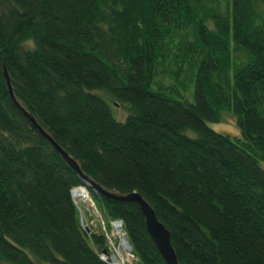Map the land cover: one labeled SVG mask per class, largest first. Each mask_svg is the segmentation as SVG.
Segmentation results:
<instances>
[{
	"label": "trees",
	"instance_id": "16d2710c",
	"mask_svg": "<svg viewBox=\"0 0 264 264\" xmlns=\"http://www.w3.org/2000/svg\"><path fill=\"white\" fill-rule=\"evenodd\" d=\"M14 101L83 176L141 196L177 264H264V0H0V264H109L85 185ZM224 113L236 138L207 126ZM86 192L134 264H164L134 203Z\"/></svg>",
	"mask_w": 264,
	"mask_h": 264
},
{
	"label": "water",
	"instance_id": "95a60500",
	"mask_svg": "<svg viewBox=\"0 0 264 264\" xmlns=\"http://www.w3.org/2000/svg\"><path fill=\"white\" fill-rule=\"evenodd\" d=\"M4 76L6 79V85L8 87V93L11 99L13 100L11 89L9 87L7 76L4 72ZM15 103V101H14ZM15 105L23 112V114L27 117L30 124L36 131L43 136L46 141L51 145V147L59 154V156L69 165V167L79 176L83 184L85 185L82 187L86 190V188H91L93 192L99 194L101 196L112 198L120 201L132 202L134 203L143 217L145 231L151 240L152 244L154 245L156 251L158 252L159 256L161 257L164 264H177L176 258L173 252V249L170 245L169 241V234L165 230V228L156 220L153 211L147 205V203L136 193L127 194L125 196H117L102 190L98 185L93 183L87 177L83 176L79 171L77 164L43 131L41 128L36 124L35 120L31 118L17 103ZM79 225L81 230V220L79 217ZM82 231L86 232L85 229ZM87 233V232H86ZM105 254V252H103Z\"/></svg>",
	"mask_w": 264,
	"mask_h": 264
},
{
	"label": "rangeland",
	"instance_id": "374dc122",
	"mask_svg": "<svg viewBox=\"0 0 264 264\" xmlns=\"http://www.w3.org/2000/svg\"><path fill=\"white\" fill-rule=\"evenodd\" d=\"M188 101H191L190 96ZM115 113L116 115L121 116L123 111L116 107ZM123 119H118V121H123ZM207 126L214 132L226 134L231 138H236L238 136V130L235 126L234 118L228 113L222 114V119L218 123H207ZM80 188L84 191L86 200L85 202H82L81 200L73 202L77 205L80 210L78 214L81 219L82 228L85 229V231L87 232L86 233L83 231V233L86 235L90 233L103 234L104 230L106 233H108L107 236L112 237L111 239L116 242L118 240V235L115 234V231L113 230L112 226L105 225L104 220L101 218L100 214L95 209L93 203L90 201L86 190L82 187ZM132 261L128 260L122 264H134V262Z\"/></svg>",
	"mask_w": 264,
	"mask_h": 264
},
{
	"label": "built area",
	"instance_id": "2783aa9c",
	"mask_svg": "<svg viewBox=\"0 0 264 264\" xmlns=\"http://www.w3.org/2000/svg\"><path fill=\"white\" fill-rule=\"evenodd\" d=\"M76 209L78 212L80 211L77 205ZM110 226H112L113 230L115 231V234L118 235V240L116 242L113 241L111 239L112 237H108V233L103 230V236L106 241L107 252L105 254H99V259L109 264H122L128 260L132 261L130 247L124 238L120 222L113 221L110 223Z\"/></svg>",
	"mask_w": 264,
	"mask_h": 264
},
{
	"label": "bare ground",
	"instance_id": "6f19581e",
	"mask_svg": "<svg viewBox=\"0 0 264 264\" xmlns=\"http://www.w3.org/2000/svg\"><path fill=\"white\" fill-rule=\"evenodd\" d=\"M71 196L73 201L81 200L82 202H85L86 196L84 191L81 188H76L71 191Z\"/></svg>",
	"mask_w": 264,
	"mask_h": 264
}]
</instances>
